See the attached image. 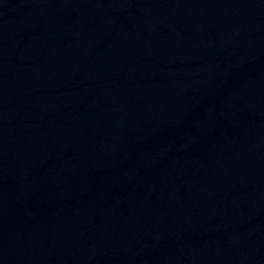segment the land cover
I'll use <instances>...</instances> for the list:
<instances>
[{
	"label": "water",
	"instance_id": "water-1",
	"mask_svg": "<svg viewBox=\"0 0 264 264\" xmlns=\"http://www.w3.org/2000/svg\"><path fill=\"white\" fill-rule=\"evenodd\" d=\"M203 264H264V248Z\"/></svg>",
	"mask_w": 264,
	"mask_h": 264
}]
</instances>
